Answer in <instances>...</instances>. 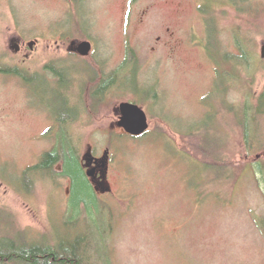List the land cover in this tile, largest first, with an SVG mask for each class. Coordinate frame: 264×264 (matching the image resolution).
Segmentation results:
<instances>
[{
  "label": "rangeland",
  "instance_id": "obj_1",
  "mask_svg": "<svg viewBox=\"0 0 264 264\" xmlns=\"http://www.w3.org/2000/svg\"><path fill=\"white\" fill-rule=\"evenodd\" d=\"M132 2L0 0L1 66L32 79L0 74V235L21 231L66 242L93 231L91 219L67 226L71 181L40 179L34 195L24 182L57 148L62 135L53 113L74 93L82 116L72 130L83 138V161L92 151L111 152L109 185L99 186L109 213L94 231L111 236L113 264H264V184L252 167L258 155H248L239 114L231 111L247 89L218 88L205 11L224 29L225 53L238 52L232 30L243 27L259 42L261 57L264 17L242 13L231 0ZM84 42L96 48L89 58L72 52ZM117 71L115 91L97 107L93 91ZM255 89L264 93V70ZM126 102L150 116L143 139L118 127ZM219 161L250 165L223 183L208 166Z\"/></svg>",
  "mask_w": 264,
  "mask_h": 264
},
{
  "label": "trees",
  "instance_id": "obj_2",
  "mask_svg": "<svg viewBox=\"0 0 264 264\" xmlns=\"http://www.w3.org/2000/svg\"><path fill=\"white\" fill-rule=\"evenodd\" d=\"M231 2L242 13L249 12L264 17V0H231ZM205 13L208 16L209 30L213 32V40L215 39V44L209 50H211V54L217 62L218 88L225 91L226 94L230 93L231 88L247 89L244 103L239 105L237 109L233 107L231 111L239 114V124L244 130L248 155L250 158L258 155L257 164L252 165V167L256 182L260 187L264 184V93L258 95L255 89L259 76L264 70V59L259 55L260 44L254 37L245 34L243 27H235L232 31L238 52L225 53L222 44L224 29L218 19L212 16L213 11L206 10ZM130 53H133V50ZM1 65L0 62V74L21 77L26 82L32 80L31 76L19 71V69L13 70ZM49 70H52L57 78H60V74L55 68ZM117 73L118 71L108 78L110 79L109 83L108 80L104 82L107 75L103 78L102 88L99 85V90L102 91H93L92 99L96 102L97 107L105 104L108 94L112 95L115 91L113 84ZM138 73L135 81L138 80ZM39 76L41 75L36 77ZM64 90L71 92L69 88H64ZM151 94H147V97L150 96L147 98L148 101L152 99ZM75 97L76 95L71 93L70 97H65L64 107L61 110L56 109L54 111L53 115L59 129H61L62 139L58 138L57 148L52 153L45 155L41 165L25 173L24 182L28 194L34 195L40 184V179L49 180L47 178L54 177L55 179L71 181L73 205L69 206L70 223L67 226L72 228L81 227L84 223L89 224L88 222L91 219V226L94 231L96 223H103L109 211L86 173L82 159L84 151L82 147V144H84L83 138L81 136L79 138L78 134L72 130L78 125L82 116V108L79 109V104H75L77 103ZM124 136L131 137L134 140L146 137L134 138L127 134ZM259 160H262V163L260 167H257ZM249 165L236 168L234 165L219 161L213 166H208L217 171L219 177L217 182L224 183V180H227L228 177H231L230 180H227L228 182H232L236 175V179L241 178ZM59 167L62 169H59ZM19 192L21 191L19 190ZM84 207L88 210L84 211ZM262 226L264 227V225ZM93 231L90 232V235L84 234L76 239L74 238V240L65 242V240L59 238L47 239V237L33 240L29 233H22L21 231L13 233L9 230L3 236L0 235V264H113L110 245L111 236L103 229L98 231L101 233L100 235L98 232L95 234V231ZM8 234L10 235L7 236Z\"/></svg>",
  "mask_w": 264,
  "mask_h": 264
},
{
  "label": "water",
  "instance_id": "obj_3",
  "mask_svg": "<svg viewBox=\"0 0 264 264\" xmlns=\"http://www.w3.org/2000/svg\"><path fill=\"white\" fill-rule=\"evenodd\" d=\"M14 49L16 52L21 51V45L18 43L14 44ZM31 47L34 49L35 44ZM72 52H76L84 58H89L94 52V45L91 42H84L80 44L73 45ZM262 58L264 59V48L262 51ZM121 120L118 127L124 129L126 133L134 138H142L146 136L151 130V120L148 112L138 104L126 102L121 105L120 108ZM261 156L259 157V159ZM89 162L94 163L97 159L91 154L88 156ZM111 160V152H107L104 162L106 164ZM89 177L94 179L95 172H89Z\"/></svg>",
  "mask_w": 264,
  "mask_h": 264
},
{
  "label": "flooded vegetation",
  "instance_id": "obj_4",
  "mask_svg": "<svg viewBox=\"0 0 264 264\" xmlns=\"http://www.w3.org/2000/svg\"><path fill=\"white\" fill-rule=\"evenodd\" d=\"M85 1H88V0H73V2L75 3H83ZM139 0H133L132 4H135L136 2H138ZM131 4V5H132ZM135 7H132V9L134 10ZM160 41H163V39L161 38ZM16 43L20 44L21 42L20 41H17ZM92 43V42H91ZM76 44H79V43H76ZM75 45V44H74ZM93 45H94V42H93ZM33 49V48H32ZM95 47H94V52H95ZM23 47L21 45V51L17 54H21L23 52ZM34 50V49H33ZM131 46H129V52L131 51ZM128 52V54H129ZM76 53V52H75ZM77 55H79L78 53H76ZM31 56H28V59H30ZM121 129V128H120ZM122 131L126 133V131L124 129H121ZM128 135V134H127ZM93 154L95 157H96V161L94 163H91L89 162V159H87V161L85 162V160L83 161L84 163V167H85V170H86V173L88 174L89 176V172L91 171H94L95 172V177L94 179H91L89 177V179L92 181L93 185L96 187V189L98 190L99 192V188L100 187H103L105 185H109V176H110V166H111V161L112 159L110 160V162H108L106 164V161L104 162V158L105 157H99L96 155V153L94 151H92L90 153V155ZM100 186V187H99ZM72 192V191H71Z\"/></svg>",
  "mask_w": 264,
  "mask_h": 264
}]
</instances>
